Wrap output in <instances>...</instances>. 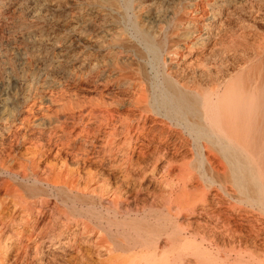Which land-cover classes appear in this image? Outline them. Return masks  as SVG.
Listing matches in <instances>:
<instances>
[{
	"label": "bare ground",
	"instance_id": "6f19581e",
	"mask_svg": "<svg viewBox=\"0 0 264 264\" xmlns=\"http://www.w3.org/2000/svg\"><path fill=\"white\" fill-rule=\"evenodd\" d=\"M232 1L179 6L169 27L184 41L173 50L132 16L135 43L125 48L166 69L147 89L124 83L127 97L112 105L130 114H109L102 100L107 113L97 122L95 113L86 122L71 113L78 103L51 113L52 92L43 88L0 118V264H264V56L258 73L222 68L209 86L190 87L196 76L182 68L197 45L212 54ZM1 7L0 29L8 18ZM103 169L119 181L112 185ZM142 193L156 207L122 218L123 199L138 204Z\"/></svg>",
	"mask_w": 264,
	"mask_h": 264
},
{
	"label": "rangeland",
	"instance_id": "374dc122",
	"mask_svg": "<svg viewBox=\"0 0 264 264\" xmlns=\"http://www.w3.org/2000/svg\"><path fill=\"white\" fill-rule=\"evenodd\" d=\"M190 1L117 0L115 3L113 0H0L3 12L8 15V18L1 22L3 27L0 29V118H4L6 113H18L24 106V99L27 96L34 98L43 88L52 92L54 103L49 106L51 113H67L65 110L68 108L66 109L64 104L70 107V110L75 107L76 110L72 109L71 113H83L85 122L93 118L92 113H95L94 120H91L93 122L99 121L104 115L101 113L106 111L114 116L118 113L123 116L130 114V108L112 105L113 102L127 97L128 86L124 83H140L147 89L149 82L155 77H160L166 69L156 61V58L154 68H150L147 60H143L134 50L125 48L127 43H135L130 31L132 16L139 17L155 41H162L167 50H173L177 42L183 44L184 40L180 32L172 31L169 27V19L179 6H184ZM232 2L231 21H228L224 34L214 40L213 43L217 45L215 44L212 54L209 55L205 50L201 51L199 45L192 54L185 53L186 57L188 56L186 64L190 60L191 63L193 61V65L184 64L185 67L182 68L191 66L192 69L189 71L194 72L196 76L190 87L193 84L209 86L216 72L222 68L236 71L251 65L256 73L260 69L264 56V0ZM200 20L199 22L204 21ZM228 27H231V30ZM234 28L238 29L235 31ZM109 55H116L118 59L112 60ZM164 55L165 52L162 53V57ZM203 55L207 57L204 63L202 60L199 64L195 62V57ZM88 73L90 75L86 77ZM198 74L200 76H197ZM101 100L111 106L108 109L100 106L101 103L104 104ZM74 104H77V107ZM84 105V108L80 107ZM97 105L101 109H97ZM78 108L81 111H77ZM88 112L91 113V118L88 114L85 115ZM98 112L100 117L97 116ZM87 117L89 119H86ZM92 124L88 129L90 132ZM64 128L66 130L67 126ZM75 129L72 136L79 130ZM27 138L33 140L37 136L29 135ZM44 139L41 137L40 140ZM31 146V141H27L23 148L20 147L19 152ZM53 156L54 153L51 154L50 160H53ZM190 156L188 161L193 160V156L189 158ZM69 162L72 161L69 159ZM108 172L107 169H103V173L110 176L109 182L114 185L119 181V174ZM155 175L152 173V176ZM137 197L138 204L129 197L127 201L123 199L120 206L122 218L130 216L132 219H140L144 212L150 207L155 208L158 203H154L158 200L145 197V193ZM86 203L82 202L79 206L86 208Z\"/></svg>",
	"mask_w": 264,
	"mask_h": 264
}]
</instances>
